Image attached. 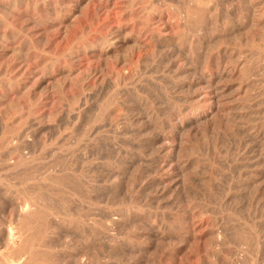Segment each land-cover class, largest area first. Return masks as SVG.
Instances as JSON below:
<instances>
[{"label":"rangeland","instance_id":"rangeland-1","mask_svg":"<svg viewBox=\"0 0 264 264\" xmlns=\"http://www.w3.org/2000/svg\"><path fill=\"white\" fill-rule=\"evenodd\" d=\"M263 13L0 0V264H264Z\"/></svg>","mask_w":264,"mask_h":264},{"label":"bare ground","instance_id":"bare-ground-1","mask_svg":"<svg viewBox=\"0 0 264 264\" xmlns=\"http://www.w3.org/2000/svg\"><path fill=\"white\" fill-rule=\"evenodd\" d=\"M264 14V13H263ZM139 16V15H138ZM254 22V21H253ZM253 26V25H252ZM26 211V210H25ZM191 232H192V230H191ZM192 246V245H191Z\"/></svg>","mask_w":264,"mask_h":264}]
</instances>
